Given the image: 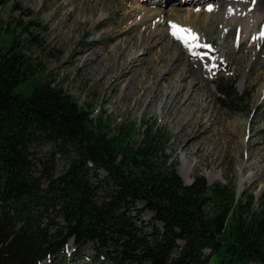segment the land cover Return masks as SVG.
Returning a JSON list of instances; mask_svg holds the SVG:
<instances>
[{"label":"trees","instance_id":"trees-1","mask_svg":"<svg viewBox=\"0 0 264 264\" xmlns=\"http://www.w3.org/2000/svg\"><path fill=\"white\" fill-rule=\"evenodd\" d=\"M39 71L17 36L0 49V264L55 260L70 241V254L92 244L115 264H264V194L256 210L231 184L209 186L200 176L183 184L167 161L158 165L165 142L154 129L138 146L132 124L109 133L102 115ZM20 85L32 90L16 93ZM216 87L243 111L247 94L235 83ZM38 144L52 148L39 173ZM55 154L70 159L58 176ZM99 170L105 176L95 180Z\"/></svg>","mask_w":264,"mask_h":264},{"label":"rangeland","instance_id":"rangeland-1","mask_svg":"<svg viewBox=\"0 0 264 264\" xmlns=\"http://www.w3.org/2000/svg\"><path fill=\"white\" fill-rule=\"evenodd\" d=\"M163 1L8 0L0 7V49L4 51L17 36L23 52L40 70L39 77L51 73L48 77L50 85L61 88L78 104L89 105L95 114L102 115L110 127L109 133L120 124H132L135 131L131 141L138 146L146 131L154 129L161 135L160 141L165 142L164 151L156 157L158 165L167 161L185 185H190L198 176L203 177L209 186L231 184L238 199L252 196L253 208L258 210L260 197L264 194V62L254 60L255 47L251 50L250 45L259 33L251 32V38L233 34L221 47V33H216L214 27L210 33L209 24L200 28V24L191 18L190 24L184 26L198 36L201 32L205 37L199 42L211 46V51L196 49L200 55L207 52V56L200 59L171 35L170 17L173 16L167 11L174 7L170 4L175 1ZM211 3L213 1L209 5ZM184 5H180L184 12L188 9L199 14L204 13L206 6ZM159 7L165 13L162 17L165 22L162 32L161 28L153 32L150 23L142 24L141 18L143 10ZM255 15L253 19L258 20L264 12ZM154 37L158 41L148 54L138 50L141 43H150ZM239 39L241 43L238 45ZM176 49L182 52L184 67L194 63L202 73L195 89L184 88V82L180 83L181 95L178 96L174 90L164 92L167 85L173 86L174 81L165 72L173 64ZM260 50L264 51V41L257 53ZM137 51L135 58L138 57L139 61L126 62L128 58L132 60ZM225 51L227 60L223 57ZM159 61L162 63L158 71ZM201 62L212 65L220 62V66L209 74L202 70ZM179 68L181 65L173 68L174 75L180 73ZM161 77L165 79L160 83L158 96L147 98L149 94L145 93L143 98L131 102L134 91L145 87L148 81L154 87V82ZM191 80H196L194 75L187 78V83ZM226 81L235 83L240 95L247 94L243 111L233 112L232 107L223 102L226 99L218 96L216 86ZM160 89L163 90L160 92ZM31 90L29 85L15 88L16 93L24 95ZM200 94L204 102L198 104ZM174 100V110L179 109L180 113L176 114L172 109L163 117V111ZM191 117L194 118L191 120ZM190 120L191 126L188 127ZM187 127L192 132L184 137L189 132ZM51 150L46 144L35 145L31 150L38 173L43 169L41 162L48 159ZM68 158L55 154L50 165L55 167L56 176L64 171ZM95 175V180H101L105 172L99 170ZM102 195L99 189L97 197L100 199ZM142 206L137 204V208ZM151 216L145 212L142 218L146 221ZM72 248L70 241L64 255L40 264H115L102 257L92 244H87L75 255L70 254Z\"/></svg>","mask_w":264,"mask_h":264},{"label":"bare ground","instance_id":"bare-ground-1","mask_svg":"<svg viewBox=\"0 0 264 264\" xmlns=\"http://www.w3.org/2000/svg\"><path fill=\"white\" fill-rule=\"evenodd\" d=\"M165 1H163V3ZM174 1L175 3L170 4V5H174V7L171 6L169 10L167 11L169 14L170 13L172 14V15L170 14L171 16H173V17H170L172 18L171 22L173 21L176 25L185 27L184 24L185 23L190 24L189 22L191 21V18H193L196 24H200V28L208 27V24H209V26H211V29L209 31L210 33L213 32L212 30L214 27L216 33L219 32L221 33V35H223V37L221 38V41H222L221 47H224L226 40L229 39V37L232 36L233 34L240 36V37H244V38L248 36L249 38H251L250 36L251 32L253 33V32L258 31V33L260 34V32L264 30V16L258 20L253 19V16L255 14L264 12V0H238V1L237 0H174ZM211 1H213V3L209 5ZM181 3L185 4L184 6H186L187 4L188 5L190 4V6L193 4H198V5L205 4L206 6L204 7L205 8L204 13L199 14L198 11H195V12L192 11L193 13H191V11H189L188 9L186 10V12H184L185 11L184 7L180 6ZM137 5L139 6V3H137ZM209 9H211V11H209ZM143 12L144 13L141 18V23L142 24L150 23V30H152L153 32H157V30L161 28L160 32H162V25H163V22H165L164 19L162 18L163 15L165 14L164 11L161 10L159 7L157 9L149 8L145 11L143 10ZM184 13L185 15H182ZM171 32H172V29H171ZM256 36H258V34ZM156 37L152 38L150 43L149 41L146 43H141V46L139 47L138 50L141 51L142 53L148 54L150 49L155 47L158 41ZM203 37H205V35H202L200 32L199 38L203 40ZM262 41L264 40H259V39L254 40L253 44L250 45V48L252 50V48L255 47L254 60L256 61L263 60L264 62V51L260 50V52L257 53V48L262 44ZM240 43H241V39H239L238 45ZM139 51L134 52L133 54L134 58L132 60L128 58L126 62H130V63L138 62L139 58L138 57L135 58V56L138 54ZM175 51L177 52V54L176 55L174 54V56H172L174 57L173 64L165 72L166 74L170 76L171 80L174 81L173 86L167 85L164 88V92L168 93V91L170 92L174 90L176 92V96H178V95H181L180 83L184 82V88H187V89L194 88L195 89L196 86L198 85L196 81L199 80L200 76H202V73H201V68L199 69L194 63L193 65L190 64L188 67H184V65L181 64L182 59H183L182 52L178 49H176ZM227 55H228L227 51H225L223 53V57L225 60H227ZM172 57L170 58V61H172ZM161 63L162 61H159L157 63L158 71L161 69L160 67ZM201 64H202V70L205 73L207 72L209 74H212L213 71H215L216 67L220 66V62L213 63L215 67H212L211 70H209L212 64H206L204 62H201ZM176 65L177 66L181 65V68H179L180 73L178 75L173 74V68H176ZM122 70H124V68H122ZM191 75H194L196 80L195 81L191 80V83H187V78H190ZM164 79L165 78L161 77L158 80H156L154 82V85H155L154 87H151L149 85L150 81H148L145 87H141L139 90L134 91L131 102L139 98H143L145 93L149 94L147 98L150 96L153 99L154 97L158 96L157 91L159 90V88H161L159 86H160L161 81ZM161 90L163 89H160V92ZM209 94L211 96V92ZM175 102H176L175 100L170 102L169 108L167 110H164L162 113L163 117L168 116L171 110L175 109ZM200 102L201 103L204 102V99L202 98V94H200L199 97H197V103L199 104ZM174 111L176 112V114L180 113L179 109H176ZM193 118L194 117H191V120ZM191 120L187 123V126L189 125ZM190 126L191 124L188 127ZM188 127L187 129L189 132H186V134H184V137L187 136L188 133L190 134V132H192L191 129H189Z\"/></svg>","mask_w":264,"mask_h":264},{"label":"snow or ice","instance_id":"snow-or-ice-1","mask_svg":"<svg viewBox=\"0 0 264 264\" xmlns=\"http://www.w3.org/2000/svg\"><path fill=\"white\" fill-rule=\"evenodd\" d=\"M211 11V9H209ZM170 28L172 29L171 35L179 41L183 46L189 49V51L193 55H199L200 59H204L205 56H207V52L200 55L196 52V49L204 48L211 51V46L207 44H201L199 42L200 38L197 33H195L192 29L183 27L180 25H176L174 23L170 22ZM254 40H264V30L260 32V34L256 37H253ZM209 59H214V57H209ZM212 67H215V65H212L209 70H211Z\"/></svg>","mask_w":264,"mask_h":264}]
</instances>
